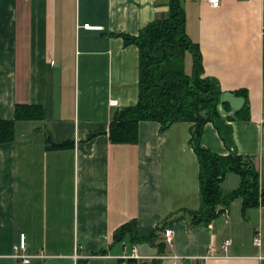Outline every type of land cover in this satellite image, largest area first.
<instances>
[{
    "label": "crops",
    "instance_id": "0c3cea01",
    "mask_svg": "<svg viewBox=\"0 0 264 264\" xmlns=\"http://www.w3.org/2000/svg\"><path fill=\"white\" fill-rule=\"evenodd\" d=\"M179 1L204 75L222 93L243 92L249 109L246 122L207 123L201 147L256 158L264 189V0H222L218 8ZM168 3L0 0V121L13 120L16 106L42 111L40 120L17 121L13 141L0 145V264H18L11 254L21 234L30 264H117L132 244L112 243L113 233L133 220L140 228L161 226L137 245L133 264H192L210 249L211 257L195 264H264V207L242 217L241 200H234L228 216L208 227L184 215L200 206L192 124L174 123L160 134L158 123L140 122L134 144H110L106 136L114 114L138 98V48L122 35L136 37ZM46 130L55 144L73 147L45 150ZM239 184L229 173L222 188Z\"/></svg>",
    "mask_w": 264,
    "mask_h": 264
},
{
    "label": "trees",
    "instance_id": "16d2710c",
    "mask_svg": "<svg viewBox=\"0 0 264 264\" xmlns=\"http://www.w3.org/2000/svg\"><path fill=\"white\" fill-rule=\"evenodd\" d=\"M125 44L138 48V98L135 105L118 110L109 122L106 136L110 144H134L140 122H156L163 134L172 124L183 122L190 127L189 144L198 161L199 209L185 211L188 221L196 226L208 227L220 216H228L231 203L241 200V214L248 209L264 207V189L259 185L258 160L254 157L229 153L216 155L201 147L204 126L222 117L218 110L222 91L219 83L204 75L201 55L185 31V14L179 0H169L167 13L142 28L136 37L122 35ZM190 56L191 68L186 71L185 57ZM244 99L242 108L228 119L248 121L247 96L243 92L232 93ZM226 112L228 104H223ZM41 109L16 106L14 119L0 121V145L14 139L17 121L40 120ZM73 147L71 142L55 144L49 131L45 132V150H61ZM240 179L238 188L224 190L222 182L226 174ZM156 228H140L135 220L117 228L112 243L126 238L132 245L151 241ZM92 255H103L102 252ZM133 264L135 260H128ZM80 264H85L84 261Z\"/></svg>",
    "mask_w": 264,
    "mask_h": 264
},
{
    "label": "built area",
    "instance_id": "2783aa9c",
    "mask_svg": "<svg viewBox=\"0 0 264 264\" xmlns=\"http://www.w3.org/2000/svg\"><path fill=\"white\" fill-rule=\"evenodd\" d=\"M24 1H30V0H24ZM151 1H155V0H151ZM211 8H218L221 5V1L222 0H204ZM85 27L87 29L90 30H99L101 29L100 27H92L89 25H85ZM262 37L264 38V31L262 32ZM110 105L111 106H116L117 102L116 101H110ZM164 237H165V241L168 244H172V231L170 229H165L164 230ZM253 243L255 246H259L260 245V239L258 237H255L253 240ZM230 244L229 241L224 242L222 248L224 251H226L228 245ZM212 249L209 250V252L206 255H202L200 257L194 258L193 263L195 264V261H205L207 259H209L211 257L210 253H211ZM12 258H14L18 264H30V260H31V255L27 253V244H26V240L23 234H21L16 243L13 245L12 247ZM43 257V256H41ZM140 259V256L138 254V248L137 245H131L130 247V254L128 255H123V256H118L117 257V264H128V260H138Z\"/></svg>",
    "mask_w": 264,
    "mask_h": 264
},
{
    "label": "water",
    "instance_id": "95a60500",
    "mask_svg": "<svg viewBox=\"0 0 264 264\" xmlns=\"http://www.w3.org/2000/svg\"><path fill=\"white\" fill-rule=\"evenodd\" d=\"M220 104L218 105V110L219 113L222 117H227L235 114L238 112L243 104H244V99L241 97H235L232 93L230 92H224L221 96ZM223 104H228L230 111L226 112L223 108Z\"/></svg>",
    "mask_w": 264,
    "mask_h": 264
},
{
    "label": "rangeland",
    "instance_id": "374dc122",
    "mask_svg": "<svg viewBox=\"0 0 264 264\" xmlns=\"http://www.w3.org/2000/svg\"><path fill=\"white\" fill-rule=\"evenodd\" d=\"M187 62H186V64H185V67H186V71L187 72H189L190 71V57L189 56H187Z\"/></svg>",
    "mask_w": 264,
    "mask_h": 264
}]
</instances>
